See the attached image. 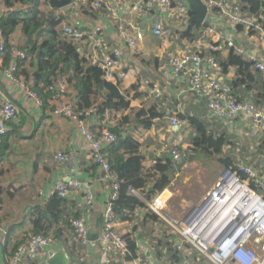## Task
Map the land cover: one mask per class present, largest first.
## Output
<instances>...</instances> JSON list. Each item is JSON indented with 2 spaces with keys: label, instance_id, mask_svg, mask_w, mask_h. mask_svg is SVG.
I'll return each mask as SVG.
<instances>
[{
  "label": "crops",
  "instance_id": "0c3cea01",
  "mask_svg": "<svg viewBox=\"0 0 264 264\" xmlns=\"http://www.w3.org/2000/svg\"><path fill=\"white\" fill-rule=\"evenodd\" d=\"M183 1L188 4L186 0ZM231 1H238L244 7L249 0ZM257 1L264 3V0ZM50 8L49 0H45L40 6L43 11ZM5 10L7 8L0 2V13ZM155 13L161 12L157 10ZM121 16L126 22L141 23L145 29L144 39L139 42L138 48L126 56L131 68L127 69V75L120 84L121 91L130 101V108L125 112H110L105 119L92 116L89 121L91 129L98 132L108 125L114 127L124 115L128 114L130 122L125 125V130L128 129L129 135L139 142V154L143 157L145 168L150 169L156 161L161 163L170 161L176 165L169 173L170 184L162 192L166 198L167 212L174 213L171 208L173 198L177 206L189 209L186 213L195 206L202 205L217 189L225 170L228 169L216 157H200L184 162L183 165H177L171 152L165 149L164 145L173 143L175 140H179L183 146L191 145V138L194 136V128L187 120L182 119L180 114L199 117L206 123L209 131L219 135L224 134L227 137L225 146L230 145V148L224 147V152L231 156L234 165L246 163L256 171L257 178L264 182V122L255 123L250 117L238 119L234 126H228L218 120L210 121L207 117L206 100L191 95L187 91L188 83L175 80L168 66L167 53L193 45V40L183 36L176 41L162 39L152 34L150 19L137 16L130 19L127 14ZM77 22L87 31L101 28L103 39L111 46L126 45L115 20L106 17L100 11H85ZM210 24L215 26V22L205 17L202 23L203 29ZM218 24L211 40L223 43L231 37L236 47L246 50L249 54L264 55L262 49L258 47L260 45L256 41L255 31L246 33L240 26L234 28ZM201 33L202 30L199 35ZM11 42L18 47L20 45L23 47L27 43V37L20 26L14 29ZM77 45L81 56L88 59L92 49V40L89 36L87 35L85 40ZM232 50L236 52L233 48L218 53L219 59L226 60ZM14 63V58L7 57L0 61V102L11 101L19 109L18 118L11 121L14 125H10V132L0 146V223L8 235L6 242L0 241L1 264H6L5 261L9 260L20 239L34 232V218L38 211L47 205L58 183L75 179L85 185H92L96 191V199L91 210V227L99 217H103L104 206L110 193V186L100 183L101 171L87 157L84 151L85 141L74 122L55 117L52 115V107L48 102L39 104L25 89L14 82L8 74V70ZM27 67L29 71L34 69L31 65ZM236 76L237 69L234 66L225 72V78L229 83H233ZM145 81L149 83L146 84ZM155 88L160 90L159 95L155 93ZM244 89L243 85L234 89L233 92L239 95L245 93ZM260 92V95L259 92H252L250 95H259L256 100L264 104V89ZM152 108L161 114L153 118L152 126L146 128L137 123L135 113ZM149 116L150 114L147 113L144 117ZM171 117L184 120L187 125L183 128L175 127L170 121ZM59 150L71 156V161L64 168L55 162L54 156ZM232 180L224 184L221 192L231 189ZM147 190L150 192L154 190L153 183L147 185ZM260 193L264 194V191ZM239 194L235 193V197L237 198ZM157 195L158 193L153 194L151 199ZM145 199L147 198L144 196L142 200ZM217 199L216 197V201ZM78 202L80 198L77 196L68 199L62 215L50 226L49 232L54 234L57 243L53 247L46 248L39 257L43 263H47L51 252L63 249L69 254V264H104L97 249L92 251L89 258H83L78 253L82 247L74 240L71 226V219L79 211ZM238 209L239 207L237 211ZM226 213L227 210L223 213H214V216L222 219L228 215ZM156 216L157 218L151 214L142 215V219L138 220L139 224L135 228L137 234L131 238L136 243L135 250L139 248V245L146 247L147 251L150 249L147 255H153L151 264H194L195 261L191 263L192 260L190 257H188L190 260L187 259L185 253L175 251L177 253L175 257V252L170 251L173 250L171 241L176 242L180 239L177 235L172 234L169 237H163L162 240L154 238L158 236L156 222L161 223L165 229H171L167 222ZM184 217L185 215L181 218ZM215 218L211 216V220ZM117 227L125 231L126 224L120 223ZM187 247L191 245L187 244ZM165 249H168L166 254H164ZM113 256L115 259L111 261V264H123L120 256L115 253ZM163 256L166 258L164 259ZM190 256L197 255L192 253ZM202 264L209 263L204 260Z\"/></svg>",
  "mask_w": 264,
  "mask_h": 264
},
{
  "label": "built area",
  "instance_id": "2783aa9c",
  "mask_svg": "<svg viewBox=\"0 0 264 264\" xmlns=\"http://www.w3.org/2000/svg\"><path fill=\"white\" fill-rule=\"evenodd\" d=\"M44 1H41V5L44 4ZM203 1L208 8L206 17L215 22V26L210 24L205 27L198 38L193 41V45H187L167 53L171 76L178 82H187V91L191 95L206 100L207 117L210 121L218 120L228 126H234L238 119L250 117L255 123L261 124L264 122V105L256 104L248 98L238 99L233 94L231 85L225 78L224 68L212 55V52L235 48L237 53L253 64V69L263 73L264 55L247 53L246 50L236 47L231 37H228L223 43L214 42L210 38L215 34L216 24L219 22L218 25L224 24V26L234 28L241 26L246 33L256 32L255 38L260 45L258 47L264 53L262 22L264 8L259 14H254L244 11L238 1ZM20 7L23 8L22 11L28 13L32 4ZM51 9L56 11L58 19H62L60 29L62 35L69 41L79 44L85 40L87 35L89 36V39L92 40V49L88 59L103 69L105 79L113 82H121L126 77L127 69L131 68V65L127 63L126 56L138 48L139 42L145 36V29L141 23L126 22L121 15L127 14L130 19L135 16L148 18L154 36L173 41L182 36V32L192 17L189 5L183 0H73L65 7L56 9L51 7ZM157 10L161 13L156 14ZM85 11H100L106 17L115 20L126 45H109L103 39L102 30L99 27L90 31L84 29L77 19ZM3 15L0 13V16ZM12 44L11 53L15 60L27 57L25 51H22L14 43ZM6 52L7 38L3 29L0 28V61ZM16 68L17 64L14 63L8 70L11 79L25 89L39 104H44V99L31 87L35 83L33 80L28 83L24 79H17L14 76ZM145 83L148 84L149 81H145ZM45 91L49 96L47 100L52 107V115L74 122L85 141L84 151L87 157L101 171L100 183L110 186V193L104 206L101 234L96 241L89 240L88 237L91 229V210L96 199V191L92 185H85L78 180L71 179L58 183L52 192L53 195H57L61 199H70L76 196L80 198V202L77 203L79 205L78 216L71 219V226L74 240L82 247L78 253L83 258L91 257L92 251L97 249L104 264H111V261L115 259L113 253L121 257L123 264H151L153 255H147L150 249L147 251L146 247L139 245V248L135 250V257L129 260L128 256L133 254L130 240L137 234L135 228L139 224L138 220L142 219V215L156 214L160 220L167 222L171 229L166 228V230L161 223L156 222L158 236H154V238L162 240L163 237L177 235L180 239L176 242L172 240L171 248L174 251L185 253L187 259L190 257L192 260L191 263L195 261L194 264H202L206 260L209 264H264V194L260 193V191H264V182L257 178L256 171L250 166L244 162L239 163L237 165L239 176L235 174L240 184L248 189L247 194L237 199H242V206L248 208L249 211L235 215L216 236L207 234L208 225L205 222L209 220V216L213 215L214 208L219 207L216 203L214 204L218 195L205 206H203L204 203L199 205L195 216L187 224L185 220L191 215L193 209L180 219L167 212L163 191L153 199L143 201L145 196L143 192L129 187L127 193L139 197L145 205L136 207L129 213V218L122 220L114 208L115 201L120 199L121 181L113 171L106 152L109 145L117 142L118 135L111 130V125L98 132L91 129L89 121L94 116L96 109L90 108L82 113L78 112V94L65 76L58 77L46 87ZM154 91L159 95L158 88H155ZM18 115L19 109L13 102L7 100L0 102V146L10 132L9 122L16 120ZM170 121L173 126L179 128L187 125L184 120L177 117H171ZM164 147L171 152L176 162H184L185 158L191 154L192 145L183 146L179 140H175L173 143H166ZM224 147L230 148V145ZM54 157L56 164L63 168L71 161V156L63 150L57 151ZM240 173L245 175L248 180L242 178ZM250 182H252V187ZM120 223L126 224L125 231L117 227ZM225 229L227 230L225 231L226 235L217 242L218 234ZM7 240L8 235L0 223V241L4 243ZM56 243L57 239L54 234L30 232L18 241L7 262L8 264H42L39 257L46 248L53 247ZM187 244L191 247H187ZM167 250L165 249L164 254L167 253ZM192 253L197 256H190Z\"/></svg>",
  "mask_w": 264,
  "mask_h": 264
},
{
  "label": "trees",
  "instance_id": "16d2710c",
  "mask_svg": "<svg viewBox=\"0 0 264 264\" xmlns=\"http://www.w3.org/2000/svg\"><path fill=\"white\" fill-rule=\"evenodd\" d=\"M0 2L7 8L3 12L4 15L0 16V28L3 29L7 38V52L4 57L14 58L11 53L13 47L11 35L14 29L20 26L27 37V43L23 47L20 45L19 48L25 51L27 57L16 60L14 58L17 64L14 76L17 79H24L28 83L33 80L35 83L31 87L44 99V103L48 102L49 97L45 91L46 87L58 77L65 76L78 94L79 113L95 108L94 116L105 119L110 112H125L130 108V101L121 91V82L105 79L103 69L86 57H82L77 43L69 41L62 35L60 30L62 19H58L54 9L41 10V0H0ZM30 4H32V8L28 13L22 11L21 5L28 6ZM14 7L15 9H12ZM263 8L264 3L249 0L243 10L259 14ZM190 14L193 13L190 12ZM262 22L264 26V19ZM201 30H203L202 24L188 23L182 36L194 41L198 38ZM220 52L222 51L212 52V55L220 62L224 71L226 72L232 66L237 69V78L233 83H230L232 92L243 85L245 88V93L237 95L233 92V94L238 99L248 98L256 104L264 105L256 100L260 91L264 89V73L253 69L251 62L233 50L224 61L219 59L218 53ZM28 65L34 69L29 71ZM252 92H259V95L252 96L250 95ZM147 113L150 114L148 118L144 117ZM134 116L137 123L150 128L153 118L161 116V114L152 108L136 112ZM180 116L194 128V136L190 137L192 141L191 154L185 158V163L200 157H216L225 167L233 171L238 170L231 156L224 152V146L227 144V137L224 134L219 135L209 131L206 123L199 117L188 114H180ZM129 122L130 117L127 114L119 120L118 124L111 127V130L118 135V140L106 148L112 169L121 181L120 199L115 201L114 208L122 220L129 218V213L134 211L137 206L145 205L139 197L127 193L129 187L141 190L147 199H151L153 194L162 192L170 184L169 173L176 166L170 161L166 163L156 161L150 169H146L143 157L139 154V142L129 135L128 129L125 130V125ZM184 162L176 163L183 165ZM240 176L245 178L242 173ZM149 183L154 185V190L151 192L147 190ZM66 202L68 199H61L57 195H53L47 205L41 208L34 218V233H50V226L62 215ZM151 215L157 218L155 214ZM77 216L78 214L74 215V217ZM135 246V241L131 239L130 248L133 254L128 256L129 260L135 257ZM174 256H177L176 252Z\"/></svg>",
  "mask_w": 264,
  "mask_h": 264
},
{
  "label": "water",
  "instance_id": "95a60500",
  "mask_svg": "<svg viewBox=\"0 0 264 264\" xmlns=\"http://www.w3.org/2000/svg\"><path fill=\"white\" fill-rule=\"evenodd\" d=\"M72 1L73 0H49L51 7L55 9L65 7L69 5ZM186 1L188 2L191 12L193 13L189 23L202 24L208 12L207 5L204 3L203 0H186ZM9 125H14V124L10 121ZM235 174L236 173L232 169L230 168L226 169L224 175L222 176L221 181L218 184L217 189L207 198L203 206H205L207 203L212 201L215 198V196H217V194L219 193L218 190L220 189L219 187L224 185L227 176L228 175L235 176ZM197 210H198V206L193 208V210L191 211V215L187 217V219L185 220L187 224L191 222ZM102 224H103V217L101 216L96 220V222L91 227L88 235L89 240L96 241L97 239H99L101 234ZM225 231L227 230L225 229L218 234V237L216 239L217 242H219L226 235ZM69 261H70L69 254L63 249H59L58 251L50 253V258L47 261V264H69ZM5 262L7 264V261Z\"/></svg>",
  "mask_w": 264,
  "mask_h": 264
},
{
  "label": "bare ground",
  "instance_id": "6f19581e",
  "mask_svg": "<svg viewBox=\"0 0 264 264\" xmlns=\"http://www.w3.org/2000/svg\"><path fill=\"white\" fill-rule=\"evenodd\" d=\"M228 177H233V180L231 182V189L229 188L228 191L221 192V190L224 187V185L219 187L220 189L218 188L219 189L218 192H221V193H218L220 196L218 195V199H217L216 202H214V204L216 203L217 205H219V207L214 208L213 215H211L212 217L215 218V216H214L215 214L214 213H220V212L223 213L225 210H227L226 214H228L227 215L228 217L226 216V217H224L222 219H219V217L217 216L214 220H211V216H209V220H206L205 224L208 225L207 234L210 235V236H216L217 233L221 229H223V227L235 215L248 213V211H249L248 208L242 206V199H240V200L237 199L238 197H241L242 195L247 194L248 193V191H247L248 189L245 186L241 185L240 182L237 180V178L235 176L228 175ZM235 193H238V194L240 193L237 198L235 197ZM238 207H239V209L237 211ZM224 222H226V223H224Z\"/></svg>",
  "mask_w": 264,
  "mask_h": 264
},
{
  "label": "rangeland",
  "instance_id": "374dc122",
  "mask_svg": "<svg viewBox=\"0 0 264 264\" xmlns=\"http://www.w3.org/2000/svg\"><path fill=\"white\" fill-rule=\"evenodd\" d=\"M237 172V173H236ZM235 173H236V175L237 176H239L238 175V173H239V171H235ZM242 177H244V176H242ZM233 178L232 177H228L227 176V178H226V181H225V183H227V182H230L231 180H232ZM245 180L247 179V177L245 176V178H244ZM248 180V179H247ZM246 180V181H247ZM252 184V182H250V185ZM251 187H252V185H251ZM257 190V189H256ZM258 191V190H257ZM174 199V198H173ZM173 199H172V201H171V204H172V206H171V208H172V210H174V213H172L171 211V213L173 214H171L169 211V214L170 215H172V216H176V217H179V218H181L182 216H184V215H186L187 213L186 212H188V208L186 207L185 209L183 208V207H181V206H177L174 202H173ZM176 201V200H175ZM185 213V214H184ZM184 214V215H183Z\"/></svg>",
  "mask_w": 264,
  "mask_h": 264
}]
</instances>
